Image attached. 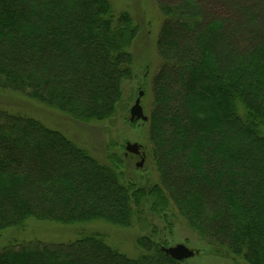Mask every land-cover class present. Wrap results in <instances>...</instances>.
Returning <instances> with one entry per match:
<instances>
[{
  "label": "trees",
  "instance_id": "obj_1",
  "mask_svg": "<svg viewBox=\"0 0 264 264\" xmlns=\"http://www.w3.org/2000/svg\"><path fill=\"white\" fill-rule=\"evenodd\" d=\"M152 1L158 17L125 0H0V264H184L162 252L156 217L169 235L182 219L215 256L264 264V0ZM154 23L146 187L127 180L126 152L101 158L58 126L116 119ZM40 224L75 227L74 240H22ZM97 224L146 230L140 253Z\"/></svg>",
  "mask_w": 264,
  "mask_h": 264
},
{
  "label": "rangeland",
  "instance_id": "obj_2",
  "mask_svg": "<svg viewBox=\"0 0 264 264\" xmlns=\"http://www.w3.org/2000/svg\"><path fill=\"white\" fill-rule=\"evenodd\" d=\"M125 1L126 3L122 4L121 7L129 8L133 15L136 13L142 14L150 11V16L158 17L156 8L151 5L153 4L152 0ZM201 1L207 2L208 0ZM211 1L220 2L218 3L219 6L221 4V0ZM235 1L236 5L238 4L240 8L242 5H254L253 0ZM222 3L224 5V11H226L225 15L228 13L233 16L234 8L232 9V6L226 2ZM262 22H264V19L261 20V23ZM154 24L150 28L152 32L150 34L151 39L149 40L150 47L148 46L150 50L144 52L148 55V57H146L144 54L141 55L144 50V45L142 46V49H140L141 46H137L134 51L136 54V65L134 70L135 79L130 81V83H127L123 88L122 105L125 108L123 110L122 107V109L120 108V110H118L115 117L116 119L111 121L112 123L107 122L103 125L80 127L75 126L77 127L76 130H73L74 127L69 130L67 129L68 125L64 124V127L58 126L59 128L64 129L71 136L72 133L78 135L80 137L78 138L79 141L77 140L78 143H80V141L82 142L86 140L83 143L87 145V148L89 147V149L93 151L94 154L101 156V158L104 155L105 148L113 153H117L119 156H123L126 152L125 147L127 143L141 146L145 153L143 167H136V164L140 162L139 156L126 153V155L129 157V166L126 165V168H123V173H125L127 180H135L138 185L146 187H150V185L153 183H158L157 174L154 172L152 162L147 157V149L149 144L146 140V135L144 134V128H141L142 121L134 120L135 124L133 126L128 124L126 121L130 119V110L133 107L135 101L139 98V92L141 91L143 92V96L140 98V106L145 117L148 116L151 109L152 95L150 94L149 84L157 65V57L153 46L155 43V36H157L158 33V26H156V23ZM147 66H149V69L146 68ZM141 85L146 86V91L145 89L142 90V88H139ZM43 112L46 114L45 110ZM48 118L52 121H55L56 124L59 123L58 120H60V122L62 121L61 118L59 119V115L48 116ZM108 144H115V147L111 149ZM150 222L154 224V227L158 230L159 235L169 242L167 247L184 245L196 253L192 258L185 260L184 264H236L232 257L227 253H223L221 256H215L210 253L208 251V243L201 239L195 232L190 230L182 219L175 218L171 235H169L168 232L163 231V229L166 227V224L163 220L156 217L150 219ZM74 228L56 224H40L35 226L30 225L24 231L21 238L25 242H39L42 244L46 243L47 245L64 244L74 240ZM90 228L92 229L90 230V233L101 232L105 234L111 246L115 247L130 258H135L140 253L136 246V239L147 234L146 230H142L138 227V225H133L129 229H118L105 226L104 224H97L90 226Z\"/></svg>",
  "mask_w": 264,
  "mask_h": 264
},
{
  "label": "water",
  "instance_id": "obj_3",
  "mask_svg": "<svg viewBox=\"0 0 264 264\" xmlns=\"http://www.w3.org/2000/svg\"><path fill=\"white\" fill-rule=\"evenodd\" d=\"M143 96V92H139V98L135 101L133 107L130 110V121L141 120L143 122L147 121V117L144 116L143 110L140 106V98ZM125 150L127 153L137 155L140 157V162L136 164L137 168H142L145 160V153L141 146L137 144H126ZM162 252L169 256L171 259L182 262L192 258L196 253L188 249L184 245H177L169 248H162Z\"/></svg>",
  "mask_w": 264,
  "mask_h": 264
}]
</instances>
